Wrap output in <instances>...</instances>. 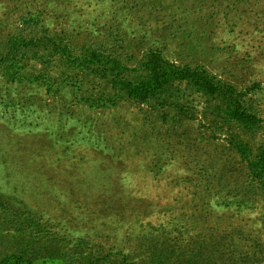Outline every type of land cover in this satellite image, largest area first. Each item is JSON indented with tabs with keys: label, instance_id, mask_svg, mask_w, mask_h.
<instances>
[{
	"label": "rangeland",
	"instance_id": "rangeland-1",
	"mask_svg": "<svg viewBox=\"0 0 264 264\" xmlns=\"http://www.w3.org/2000/svg\"><path fill=\"white\" fill-rule=\"evenodd\" d=\"M262 146L264 0H0V264H264Z\"/></svg>",
	"mask_w": 264,
	"mask_h": 264
},
{
	"label": "trees",
	"instance_id": "trees-1",
	"mask_svg": "<svg viewBox=\"0 0 264 264\" xmlns=\"http://www.w3.org/2000/svg\"><path fill=\"white\" fill-rule=\"evenodd\" d=\"M143 69L147 72V79L132 84L130 81L124 83V90L128 97L138 100H144L148 97L162 96L165 86L176 79H188L197 84L204 92L208 94H219L221 87L212 81L204 72L191 70L187 67L179 68L165 61L160 53L150 51L146 54V63ZM221 94V93H220ZM228 103L231 100L227 101ZM230 104V103H229ZM231 105V104H230ZM228 116L244 123L245 125L253 124L254 117L251 114L242 112H230ZM244 147H240L242 156L245 160L246 174L252 182L255 189L264 195V146L260 148L254 159H249ZM242 202V201H240ZM251 207L250 204H244ZM240 207L236 204V209Z\"/></svg>",
	"mask_w": 264,
	"mask_h": 264
}]
</instances>
